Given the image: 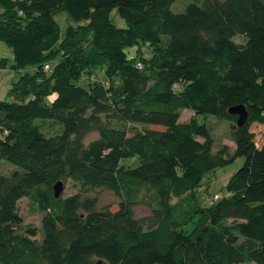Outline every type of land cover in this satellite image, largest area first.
Segmentation results:
<instances>
[{"label": "trees", "instance_id": "trees-1", "mask_svg": "<svg viewBox=\"0 0 264 264\" xmlns=\"http://www.w3.org/2000/svg\"><path fill=\"white\" fill-rule=\"evenodd\" d=\"M177 1L0 0V42L23 72L0 101V164L17 168L0 173V264H264V0H191L175 13ZM207 115L231 123V157L214 153ZM44 120L61 134L46 136ZM240 158L201 205L207 176ZM60 181L81 193L57 199ZM95 187L121 198L116 210L83 197ZM142 192L152 210L138 219ZM26 198L40 228L20 214Z\"/></svg>", "mask_w": 264, "mask_h": 264}, {"label": "rangeland", "instance_id": "rangeland-1", "mask_svg": "<svg viewBox=\"0 0 264 264\" xmlns=\"http://www.w3.org/2000/svg\"><path fill=\"white\" fill-rule=\"evenodd\" d=\"M191 0H178L173 6L172 11L175 13L185 12L188 5H190ZM113 22L118 28H126V22L114 12L111 16ZM56 20L60 24L61 34L65 35L66 28L72 21L69 19L66 13H60L56 16ZM234 41L240 44L245 43V37L238 35L234 38ZM10 49L3 43L0 42V63L3 59H7V65L1 66L0 64V101H10L9 90L11 84L21 77L23 72L14 70L12 68L13 61L10 54ZM145 56L148 53L145 51ZM5 62V64H6ZM45 70V68L43 69ZM28 71L33 72V68H29ZM93 77L97 79L104 78V71L99 73H94ZM105 79V78H104ZM107 85V84H106ZM194 118V113L192 111H187L183 114L182 122H190ZM49 120H44V122H38L41 127L42 132L48 136H55L61 134L63 126L61 124H56L53 122H46ZM198 121L204 123L211 130L212 137L214 139V153L225 155L226 157H231L235 151V144L231 138L230 125L231 123L227 120H219L214 116H199ZM99 138L98 133H92L87 141L86 145L91 141L97 140ZM243 159H237L235 163L226 167L224 169H219L214 173H211L204 181L203 186L199 189L197 196L201 205H210L213 203V197L215 195H222L224 193V187L226 186L229 178L243 165ZM130 168L135 167L136 161L129 160L124 163ZM17 168L8 163L0 164V173L4 175H10ZM64 182V181H63ZM65 189L62 197L68 198L76 194L81 193L79 186L74 185L72 182H64ZM83 197L97 198L98 208L103 209L106 207H112L113 210L117 209L118 203L121 198L110 188L107 187H95L90 189L87 193H82ZM148 193L142 192L138 196V203L134 206V212L136 218H143L150 214L151 207L147 204L146 199H148ZM174 199L173 202H177ZM20 214L25 220L26 224L33 225L36 227H41L42 219L44 214L37 211V209L30 204L29 199H23L19 203Z\"/></svg>", "mask_w": 264, "mask_h": 264}, {"label": "water", "instance_id": "water-1", "mask_svg": "<svg viewBox=\"0 0 264 264\" xmlns=\"http://www.w3.org/2000/svg\"><path fill=\"white\" fill-rule=\"evenodd\" d=\"M230 115L238 116L237 125L238 127H243L248 119V112L244 106H236L229 110ZM65 184L60 181L54 186V194L57 199L61 198L64 193ZM98 264H101L99 262Z\"/></svg>", "mask_w": 264, "mask_h": 264}, {"label": "built area", "instance_id": "built-area-1", "mask_svg": "<svg viewBox=\"0 0 264 264\" xmlns=\"http://www.w3.org/2000/svg\"><path fill=\"white\" fill-rule=\"evenodd\" d=\"M141 64H139V66H140ZM45 68H46V70H49L50 69V67L47 65V66H45ZM219 198V196L218 195H216L215 196V200H217Z\"/></svg>", "mask_w": 264, "mask_h": 264}]
</instances>
